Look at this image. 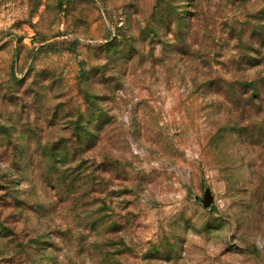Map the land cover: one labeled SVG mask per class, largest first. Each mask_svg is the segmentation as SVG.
Segmentation results:
<instances>
[{
  "label": "rangeland",
  "instance_id": "obj_1",
  "mask_svg": "<svg viewBox=\"0 0 264 264\" xmlns=\"http://www.w3.org/2000/svg\"><path fill=\"white\" fill-rule=\"evenodd\" d=\"M173 1L0 0V264H264V0Z\"/></svg>",
  "mask_w": 264,
  "mask_h": 264
},
{
  "label": "trees",
  "instance_id": "obj_2",
  "mask_svg": "<svg viewBox=\"0 0 264 264\" xmlns=\"http://www.w3.org/2000/svg\"><path fill=\"white\" fill-rule=\"evenodd\" d=\"M178 5L179 4L174 3L173 0H168V6L170 7L171 12L174 13V15H175L174 17H171V22H173V20H176V23H177L180 20V17L182 14L180 12H178L179 11L178 9L180 7ZM252 86H253V88H256V85L254 83H252Z\"/></svg>",
  "mask_w": 264,
  "mask_h": 264
},
{
  "label": "water",
  "instance_id": "obj_3",
  "mask_svg": "<svg viewBox=\"0 0 264 264\" xmlns=\"http://www.w3.org/2000/svg\"><path fill=\"white\" fill-rule=\"evenodd\" d=\"M212 201V197L208 191L205 192L204 198H203V204L207 206Z\"/></svg>",
  "mask_w": 264,
  "mask_h": 264
}]
</instances>
